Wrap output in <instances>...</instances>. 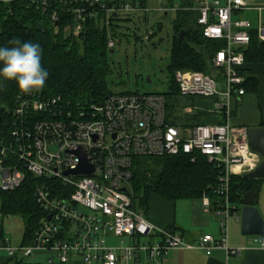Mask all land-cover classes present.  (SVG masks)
Instances as JSON below:
<instances>
[{"label": "built area", "instance_id": "1", "mask_svg": "<svg viewBox=\"0 0 264 264\" xmlns=\"http://www.w3.org/2000/svg\"><path fill=\"white\" fill-rule=\"evenodd\" d=\"M13 1L0 0V13ZM156 1L158 11L165 15L170 11L196 13L203 38L222 43L210 58V73L175 71L174 82L179 97L208 99L212 105L202 111L224 117L225 122L175 125L163 95L119 93L83 104L62 96L20 93L5 115L0 114V193L15 191L28 175L37 179L33 194L43 217L16 248L0 237V251L5 253L0 264L25 263L24 259L34 253L45 252L53 254L49 264H55L54 258L56 264H148L175 249H197L206 256L221 250L226 258L241 254V249L228 246L229 220H240L239 211L230 202L231 177L254 171L262 158L249 148L246 129H238L230 120L233 101L245 95L241 69L251 32L264 43V20L260 18L264 3L252 6L247 0H186L182 7H167L166 0ZM25 2L51 24L69 20L75 36L92 19L108 28L112 18L149 11L138 1ZM252 11L258 12L254 24L242 17ZM4 14L11 16V9ZM107 46L114 48L115 41L109 38ZM193 109L199 111L188 107L184 113L194 115ZM78 151L93 168L92 174L66 175L80 166ZM179 155L192 161L201 156L222 169L215 208L203 198L204 209L220 218L221 237L203 235L196 247L178 234L156 230L133 208L131 200L134 158ZM109 237L119 239L121 245L106 246ZM124 239L129 240L128 245L123 244ZM256 243L264 249V237H256Z\"/></svg>", "mask_w": 264, "mask_h": 264}, {"label": "trees", "instance_id": "2", "mask_svg": "<svg viewBox=\"0 0 264 264\" xmlns=\"http://www.w3.org/2000/svg\"><path fill=\"white\" fill-rule=\"evenodd\" d=\"M137 1L146 7L150 0H115L113 2ZM186 3V0H166L165 5L172 7L179 4L182 7ZM7 9H11L12 14L6 18L4 12ZM176 17L172 71L210 73V58L222 48V43L203 38L196 24V13L178 11ZM95 21L90 20L83 32L75 36L69 20L62 19L51 24L42 13L27 7L25 0H14L10 7L8 5L7 8L1 9L0 46L8 45V42L13 39L41 45L42 66L48 71L49 76L46 86L33 92L50 97L62 96L67 100L83 104L99 102L111 95L107 90L106 75L109 68L106 58L115 47L108 48V28L99 27ZM113 21H119V17L112 18L110 26ZM40 26L44 27L43 30H40ZM157 27L155 32L159 33ZM181 31H184V35L180 39ZM244 57L245 64L241 74L245 77L243 85L245 95L242 98L251 96L255 99L258 122L253 128H264V43L258 41L254 32H251L250 44L244 51ZM175 86L173 83L170 94H163L168 101L169 111L181 104L179 100H184L179 97L178 87L175 88ZM19 94L14 82L0 80V114L5 115V110L12 106ZM240 106L238 101H233L232 116L236 115ZM194 115L201 121L199 123L190 119L193 120L192 125L225 122L224 117H215L208 112L196 111ZM209 117H212L213 121H209ZM221 171L222 169L216 164L208 162L201 156H197L193 161L191 157L184 155L134 158L130 183L133 208L146 217L151 197L154 195L169 202L201 200L206 197L212 208H215L218 201L215 190L219 184ZM262 181L264 180H246L243 175L231 177L230 202L236 210L239 211L238 204L243 195L249 191L255 192L256 204ZM36 183L37 179L28 175L15 191L0 193L1 212L19 214L23 218L24 239L31 235L43 217L34 200L33 191ZM166 231L175 234L170 228ZM14 264L27 263L15 262Z\"/></svg>", "mask_w": 264, "mask_h": 264}, {"label": "rangeland", "instance_id": "3", "mask_svg": "<svg viewBox=\"0 0 264 264\" xmlns=\"http://www.w3.org/2000/svg\"><path fill=\"white\" fill-rule=\"evenodd\" d=\"M113 1L115 0H108V2ZM247 1L252 6L264 3V0ZM159 6L160 4L156 0H150L146 5V8L149 10L147 14L139 12L129 16H119V21H113L112 25L108 27L107 35L109 38L113 37L116 43L113 52H109L106 58L109 68L106 75L107 90L109 93H137L148 95L171 93L173 83L174 86L176 84L174 82V71H172L171 60L177 17L174 11H170L166 15L159 12ZM242 17L254 24L257 20L258 12H244ZM260 18L264 20V13L260 15ZM95 23L99 27H103L102 22L96 20ZM159 25L162 27V30L157 33L155 30ZM146 37H148V40H145ZM179 101H181V104L178 107L172 108V111H169L171 122L178 125L183 123L193 124V120L199 123L201 121L195 115H186L184 113L185 108L192 107L198 108L199 110L203 108L205 110L206 107L204 105H212L211 101L204 98H184V100ZM193 110L195 111V109ZM248 110L249 114L246 113L243 116L248 117V119L243 118V120L254 123L257 120L254 104H251ZM181 120L184 121L181 122ZM238 129L240 128L238 127ZM53 150L55 149H51V151ZM257 198L258 203L256 207L264 220V181L261 183ZM195 204L199 205L198 202H195ZM232 206L235 207L234 205ZM238 207L240 208V204H238ZM232 222H234L233 219L228 223V235L229 226ZM236 224L241 234L240 222L238 221ZM24 234L25 224L19 214L1 212L0 237L7 238L10 245L16 248L22 243ZM220 237L218 232L217 239ZM105 244L108 247H119L121 245L120 240L113 237L107 238ZM123 244L128 245L129 240L124 239ZM52 255L49 252L34 253L29 258H25L24 261L27 264H49ZM3 257H5V253L0 251V258ZM52 260L55 264L57 263L56 258Z\"/></svg>", "mask_w": 264, "mask_h": 264}, {"label": "crops", "instance_id": "4", "mask_svg": "<svg viewBox=\"0 0 264 264\" xmlns=\"http://www.w3.org/2000/svg\"><path fill=\"white\" fill-rule=\"evenodd\" d=\"M238 103L241 106L236 115L231 117V124L246 130L250 127L253 128L258 122L255 99L251 96H246ZM251 104H254L257 115V120L254 123L243 120V118L248 119V117L243 116L246 113L249 114L248 108ZM204 106L206 109L210 107L208 105ZM202 110L203 108L199 111ZM208 119L213 121L212 117ZM245 126L250 127L247 128ZM203 201L204 199L169 202L154 195L151 197L146 219L156 230L170 228L175 234L180 235L185 243L196 247L201 236L207 234L217 239L219 232L220 218L213 211H206L203 207ZM195 202H198L199 205H196ZM231 219L234 222L229 226L228 246L232 249H241L242 252L239 256L226 258L225 253L221 250H214L210 256H206L197 249H175L168 251L162 260L155 259L148 264H264V249L258 247L256 238H248L250 236L240 234L236 224L237 221L235 218Z\"/></svg>", "mask_w": 264, "mask_h": 264}, {"label": "clouds", "instance_id": "5", "mask_svg": "<svg viewBox=\"0 0 264 264\" xmlns=\"http://www.w3.org/2000/svg\"><path fill=\"white\" fill-rule=\"evenodd\" d=\"M42 55L41 45L31 41L13 39L0 46V80L14 82L22 94L43 89L49 73Z\"/></svg>", "mask_w": 264, "mask_h": 264}, {"label": "water", "instance_id": "6", "mask_svg": "<svg viewBox=\"0 0 264 264\" xmlns=\"http://www.w3.org/2000/svg\"><path fill=\"white\" fill-rule=\"evenodd\" d=\"M43 26H40V30H43ZM158 32H161L162 27H157ZM184 35V31L179 33L181 39ZM246 138L249 148L258 153L262 161L257 168L249 173L243 175L246 180H264V128H249L246 130ZM80 157V166L75 171L66 172L68 174H83L90 175L93 173V168L88 166L85 161L84 154L81 151L77 152ZM240 228L243 236L250 237H264V220L255 204V192L249 191L243 195L240 202Z\"/></svg>", "mask_w": 264, "mask_h": 264}]
</instances>
